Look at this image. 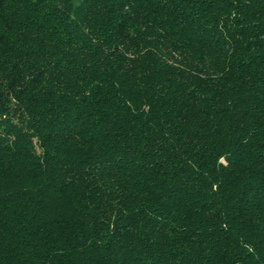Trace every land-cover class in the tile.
Here are the masks:
<instances>
[{
	"label": "trees",
	"instance_id": "obj_1",
	"mask_svg": "<svg viewBox=\"0 0 264 264\" xmlns=\"http://www.w3.org/2000/svg\"><path fill=\"white\" fill-rule=\"evenodd\" d=\"M0 264H264V0H0Z\"/></svg>",
	"mask_w": 264,
	"mask_h": 264
}]
</instances>
